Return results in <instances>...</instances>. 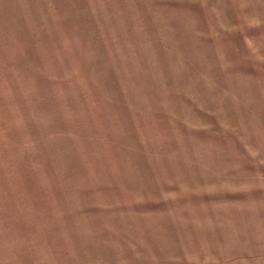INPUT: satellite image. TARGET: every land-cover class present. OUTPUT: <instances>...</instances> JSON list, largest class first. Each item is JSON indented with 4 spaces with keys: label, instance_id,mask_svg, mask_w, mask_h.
Instances as JSON below:
<instances>
[{
    "label": "rangeland",
    "instance_id": "rangeland-1",
    "mask_svg": "<svg viewBox=\"0 0 264 264\" xmlns=\"http://www.w3.org/2000/svg\"><path fill=\"white\" fill-rule=\"evenodd\" d=\"M0 264H264V0H0Z\"/></svg>",
    "mask_w": 264,
    "mask_h": 264
}]
</instances>
